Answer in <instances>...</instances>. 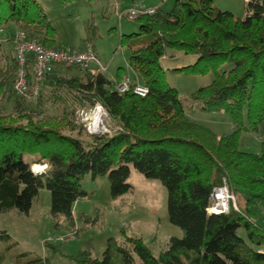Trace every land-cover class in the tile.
<instances>
[{
  "label": "trees",
  "instance_id": "obj_1",
  "mask_svg": "<svg viewBox=\"0 0 264 264\" xmlns=\"http://www.w3.org/2000/svg\"><path fill=\"white\" fill-rule=\"evenodd\" d=\"M135 19L138 31L121 34L120 44L129 48V66L149 88L145 96L116 90L125 77L123 67L112 80L103 72L59 65L42 76L33 95L31 52L25 64L30 94L20 95L13 89L20 68L16 53L0 65V99L15 94L12 113L0 106V214L13 209L30 214L40 190L47 188L52 216L64 215L75 225L74 204L87 195L82 178L107 175L117 198L132 188L128 179L133 165L165 186L169 220L182 229V237L172 236L159 256L141 236L110 238L101 258L85 250L74 256L77 264H139L137 259L143 264H264L259 251L264 248V217L258 222L253 210L264 202V140L259 153L242 150L240 144L243 132L264 137V0H247L244 17L213 0H175L170 10L157 6L154 13ZM10 23L27 39L62 49L37 0H0V55L2 32ZM169 52L196 56L193 63L172 71L214 74L191 98L204 110L229 113L232 133L219 135L188 116L178 89L166 80L163 59ZM226 64L231 67L225 69ZM29 99L37 100L38 109ZM46 101L62 114L44 115ZM96 103L107 110L111 130L86 138L77 111ZM34 164L47 168L37 172ZM223 179L242 195L245 206L213 214L207 208ZM4 237L9 234L2 230L0 242ZM15 243L9 242L6 250ZM0 264L50 261L18 248L10 262L0 254Z\"/></svg>",
  "mask_w": 264,
  "mask_h": 264
},
{
  "label": "rangeland",
  "instance_id": "obj_2",
  "mask_svg": "<svg viewBox=\"0 0 264 264\" xmlns=\"http://www.w3.org/2000/svg\"><path fill=\"white\" fill-rule=\"evenodd\" d=\"M48 14L58 34V44L64 49H75L90 43L102 61L108 65L106 75L111 79L119 67L128 69L130 50L121 46V34H130L139 29L136 19L127 16L120 19L119 14L134 8L161 6L170 10L175 0H74L64 3L62 0H37ZM223 10H230L238 17L246 14V0H213ZM156 6V7H157ZM10 25V26H9ZM2 32L5 41L0 65L8 56L16 53L15 39L18 29L10 23ZM176 59L170 58L164 65L167 68V82L178 89L185 109L192 119L210 128L218 134L233 132V121L224 110H203L191 94L202 86L210 84L214 74L192 75L172 71L170 66L190 64L195 56L181 52ZM230 64L224 66L230 68ZM130 72V70H129ZM72 72L68 73L71 74ZM15 94L0 99V106L5 113L14 110ZM36 106V99H29ZM89 111V108H81ZM193 110V111H192ZM44 115H61L52 102H45ZM78 118V116H77ZM78 123L83 122L78 118ZM106 124H110V119ZM85 126V125H84ZM110 126V125H109ZM111 129V128H110ZM84 137L89 132L83 130ZM261 137L253 132H243L240 138L241 149L260 152ZM44 171L47 164H41ZM35 164L33 165L34 169ZM128 179L131 190L117 198L112 197L107 175L93 177L90 173L82 178L86 196L79 198L73 207L75 225H71L64 215L54 217L51 214V192L42 188L34 202L30 214L23 215L13 209L0 214V231L9 237L0 242V254L10 262L12 250H27L33 255L48 258L50 264H77L74 256L82 251H90L93 257L101 258L110 238L124 240L125 236H141L155 256L167 247L172 236L182 237L180 227L169 220L167 198L168 192L158 179L147 178L131 165ZM245 200V199H244ZM238 208L242 207L243 197L236 195ZM262 222V221H261ZM240 235L246 237L245 230ZM17 246L10 252L6 250L9 242ZM139 264H143L137 259Z\"/></svg>",
  "mask_w": 264,
  "mask_h": 264
},
{
  "label": "built area",
  "instance_id": "obj_3",
  "mask_svg": "<svg viewBox=\"0 0 264 264\" xmlns=\"http://www.w3.org/2000/svg\"><path fill=\"white\" fill-rule=\"evenodd\" d=\"M154 12L155 7L132 8L127 13L119 14V17L122 19L127 16L130 19H135L141 13L152 14ZM15 42L17 46L16 56L20 68L13 81V89L20 95H29L31 90L25 68L29 52L34 55L33 72L35 85L33 95L38 94L42 76L46 72L52 71L57 65L64 67L78 66L82 70H88L92 73H105L108 70V65L96 54L90 43H86L77 50L51 49L44 47L36 40L27 39L22 31L17 32ZM116 90L120 93L133 91L140 96H145L149 92V88L146 85L134 80L130 76H125L116 85ZM77 116L84 123L90 134L111 130L109 124H106L109 119L108 112L100 103H96L93 108H89V111L79 109ZM231 207L238 209L236 194L230 189L226 179H223V183L214 189L207 210L213 214L228 213Z\"/></svg>",
  "mask_w": 264,
  "mask_h": 264
},
{
  "label": "crops",
  "instance_id": "obj_4",
  "mask_svg": "<svg viewBox=\"0 0 264 264\" xmlns=\"http://www.w3.org/2000/svg\"><path fill=\"white\" fill-rule=\"evenodd\" d=\"M247 1V0H246ZM157 5H155V7H156ZM160 6V5H159ZM134 8V7H133ZM146 8H152V7H146ZM10 26V25H9ZM8 26V27H9ZM81 47H83V46H80V47H78V48H75V49H69V50H77V49H80ZM62 48V47H61ZM62 49H64V48H62ZM179 52H169L168 54H167V56L166 57H164V59H163V65L168 61V60H170V58H172V60L173 59H176L179 55ZM98 55V54H97ZM99 56V55H98ZM102 60V59H101ZM196 60V56L192 59V60H190L191 62H189V63H193L194 61ZM186 65V64H185ZM165 66V65H164ZM166 67V66H165ZM171 68H174V67H178V66H170ZM120 68V67H119ZM124 69H125V76H130L131 78H133L134 80H136V81H139V82H141V78L136 74V73H134L132 70H131V68H130V66H129V63H128V69H126L125 67H123ZM129 70H130V72H129ZM108 71V70H107ZM106 71V72H107ZM106 72H105V74H106ZM116 76H117V72H116V74H115V76L114 77H112L111 79L112 80H115L116 79ZM199 107H201L202 108V104L199 102ZM203 109V108H202ZM186 110V109H185ZM204 110V109H203ZM193 111V110H192ZM186 112H187V110H186ZM187 114H188V116H189V113L187 112ZM190 117V116H189ZM191 118V117H190ZM192 119V118H191ZM193 120H195V119H193ZM195 121H197V120H195ZM198 122V121H197ZM233 129H234V125H233ZM218 134V133H217ZM219 135H221V134H219ZM245 200H244V198H243V202H242V208L245 206ZM253 210L254 211H256V213L258 214V217H257V221L258 222H261L262 221V219H263V217H264V202L263 203H261V204H259L258 206H256V207H253ZM259 251H262V252H264V248H260L259 249Z\"/></svg>",
  "mask_w": 264,
  "mask_h": 264
},
{
  "label": "bare ground",
  "instance_id": "obj_5",
  "mask_svg": "<svg viewBox=\"0 0 264 264\" xmlns=\"http://www.w3.org/2000/svg\"><path fill=\"white\" fill-rule=\"evenodd\" d=\"M43 168V166L41 165V164H35V166H34V170L35 171H39V170H41Z\"/></svg>",
  "mask_w": 264,
  "mask_h": 264
}]
</instances>
